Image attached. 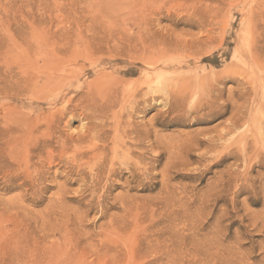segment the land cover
I'll return each mask as SVG.
<instances>
[{
  "label": "rangeland",
  "instance_id": "374dc122",
  "mask_svg": "<svg viewBox=\"0 0 264 264\" xmlns=\"http://www.w3.org/2000/svg\"><path fill=\"white\" fill-rule=\"evenodd\" d=\"M263 1L0 0V264H264V72L249 85L238 62ZM52 54L55 91L37 75ZM196 74L224 80L199 111L183 88ZM95 85L109 98L97 145L116 121L139 135L100 176L50 152L86 120L64 114L55 139L43 127ZM241 106L238 137L218 139Z\"/></svg>",
  "mask_w": 264,
  "mask_h": 264
},
{
  "label": "bare ground",
  "instance_id": "6f19581e",
  "mask_svg": "<svg viewBox=\"0 0 264 264\" xmlns=\"http://www.w3.org/2000/svg\"><path fill=\"white\" fill-rule=\"evenodd\" d=\"M242 9V8H241ZM250 23L252 24V26L250 28H248V30H246V36H247V40H248V53L246 55L245 58H241L238 60L239 64L243 67L244 69V73L248 75V78L245 80H242L243 82L245 83H248L249 85L253 84V82H256V81H261V79L259 80V77L262 75V73L264 72V65L261 64V61H260V58L257 54V44L256 42H258L259 40L263 39L264 38V1L262 2V5L260 6H257L256 8H253V9H250ZM256 18V19H254ZM49 56V55H48ZM47 56V57H48ZM45 57V58H47ZM52 57H54V55L52 54L50 57L47 58V60H49V64L48 66L44 69V67H41L37 66L38 70H37V75L39 77H42V79L44 80L43 81V84L44 85H47L50 90L52 91H55L57 90V87L60 86V81L64 80L65 78H61V79H57L56 77V72H55V67H56V60L55 59H52ZM35 61V60H34ZM153 63V62H152ZM33 64V63H32ZM19 72V71H18ZM59 73V72H57ZM67 73V72H66ZM242 73V74H244ZM255 74H257L255 76ZM30 76V75H29ZM255 76V77H254ZM31 77V76H30ZM195 78L192 79L193 81V85H191V88L189 87L188 83H186L184 85V93H185V96L188 95V97L192 100V102L194 103L192 106H194L193 110L195 111H199L200 109H203L205 107H210L212 106V103L216 100V96L217 94L214 93V92H217L216 90L218 89V85L223 83L224 80H222L220 78V76H211V75H206V74H203L202 76H199V74H196L194 76ZM244 77V76H243ZM33 79V78H31ZM242 79V78H241ZM149 82H146V81H142V84H147L148 85ZM140 85V83H139ZM183 85V84H182ZM102 86V87H101ZM100 87L98 86H88L87 90L86 91H81V95H80V98L77 100L76 103H73V97L71 98H67L65 101L68 102V104L70 105V108L69 110L67 111L66 110V106L65 107H62L60 109H56L55 112H53V117L52 119L48 120V121H44V124L43 127L45 126L46 127V135L48 138L50 137H55L57 135H59V127L56 125L57 123V120L58 118H61L64 116V114H69V119H72V118H75V117H78L80 120H86L85 122H83L82 126L80 129H83L82 133H80L79 135L76 136V133H75V136L76 137H73V136H70L67 134V136L63 137V139L60 138V136H57L58 138H54L55 139V145H53L52 147H50V152L51 153H54V152H58L59 155L65 156L64 153H67V151L69 149H71V158H73V161H75V157L78 159L77 156H79L81 159V162H79L80 164L84 165V168L88 169V170H93L94 173H96V175H99L100 173L103 174L102 172H105L107 170V166L109 168L115 166V163L114 161L115 160H118L119 163H122L125 165V162H126V156H127V153L129 154L130 151L128 152V148H130V144H126L127 141H124L122 138H128V139H134L135 137H138V133L137 132H133V130H130V131H127L126 127H123L120 125V122L119 121H116L113 126H112V129H110L111 131V135H110V142H111V145L108 146L107 143H105V141H103L104 143H102L103 145L102 146H98V142L96 140V138L98 139L100 137L104 138H108V131H106L105 129V125L103 123H101V121L104 119H106L107 115L104 111V107L102 109V106H99V99L101 98H108L106 95L107 94V88L104 86V85H101ZM162 86V85H161ZM167 86V84H166ZM181 86V85H180ZM142 87V86H141ZM171 88V87H170ZM168 87V90L170 89ZM173 88V87H172ZM174 91V89H172ZM178 88V86L176 87ZM253 90H254V86L251 87ZM166 88L163 86V87H159V86H150L149 88V94H150V98L152 99L153 96H155V94H161L162 95H166ZM146 90V89H144ZM261 92H264V81H263V84L257 89ZM142 91V90H141ZM172 91V92H173ZM180 91V90H178ZM244 92L243 93H246L247 90L244 89L243 90ZM137 92V91H136ZM144 92V91H143ZM146 94H147V91H145ZM169 93L171 91H168ZM175 92V91H174ZM182 88H181V94H182ZM177 92H175L176 94ZM260 93V92H258ZM135 94V93H134ZM133 94V96H134ZM144 94V95H146ZM61 95H64L61 94ZM112 95V94H111ZM143 95V96H144ZM233 95V94H232ZM242 94H240L241 96ZM256 95V93L254 94ZM258 95V94H257ZM114 96V95H113ZM148 96V94L146 95ZM175 96V95H173ZM178 96V95H176ZM181 96V95H180ZM183 96V94H182ZM181 96V97H182ZM184 96V97H185ZM137 97V96H136ZM160 97V96H159ZM179 97V96H178ZM148 97V99H150ZM154 98V97H153ZM164 98V97H163ZM168 98V97H167ZM177 98V97H176ZM175 98V100H176ZM186 98V97H185ZM184 98V99H185ZM109 99V98H108ZM107 99V101H109ZM147 100L146 97L143 98V100ZM180 99V98H179ZM178 99V100H179ZM182 99V100H184ZM111 100V99H110ZM122 100V99H121ZM138 100V99H137ZM142 100V99H141ZM142 100V101H143ZM161 99H159L160 101ZM173 100V101H175ZM116 101V100H115ZM136 101V100H135ZM139 101V100H138ZM180 101V100H179ZM105 101H103L104 103ZM112 102V101H111ZM110 102V103H111ZM114 102V101H113ZM119 102V101H118ZM131 102V101H130ZM146 102V101H145ZM148 102V101H147ZM152 102V101H151ZM158 102V101H157ZM162 102V101H161ZM167 102V101H166ZM168 102H169V98H168ZM181 102V101H180ZM102 103V102H101ZM100 103V104H101ZM176 103V102H174ZM191 103V101H190ZM107 104V103H105ZM136 104V103H135ZM141 104V103H140ZM149 104V103H148ZM104 105V104H103ZM112 105V104H111ZM171 106V105H170ZM245 106V105H244ZM244 106H241L240 108H237L236 111H237V114L235 113H232L231 117L229 118L230 120V124L229 125H226L225 128L219 132L217 134V137L218 139H222V137L225 135V134H231V133H235L236 136L238 137V128H240V126L242 125V122H240L242 120V116H239L238 115V112H240L241 114L244 113L241 109H243L242 107ZM108 107V106H107ZM134 108V107H133ZM167 108V107H166ZM109 109V108H108ZM166 111V110H165ZM110 112V111H109ZM167 112V111H166ZM262 112V111H261ZM264 112V111H263ZM164 113V112H163ZM260 113V112H259ZM264 114V113H263ZM113 116V119H115L116 117V114L115 113H112L111 114ZM166 115V114H165ZM262 115V114H261ZM263 118V117H262ZM61 119H59L58 121H60ZM129 119V118H128ZM96 120H100V121H97ZM261 120V119H260ZM104 122V121H103ZM109 122V121H108ZM112 122V121H111ZM125 122V121H124ZM123 122V123H124ZM129 123V122H128ZM107 124V123H106ZM260 124V123H259ZM40 126V125H39ZM39 126L37 128H39ZM257 127V126H256ZM129 128V127H128ZM44 129V128H43ZM41 128V130H43ZM108 130V129H107ZM39 130H37L38 132ZM45 132V130H44ZM42 132V133H44ZM39 133V132H38ZM74 134V133H72ZM45 136V134H42ZM242 135V134H240ZM244 135H242L239 139L243 138ZM39 137V135H38ZM41 138V136H40ZM52 139V138H51ZM137 139V138H136ZM48 140V139H47ZM47 140H44L43 138V141L39 142L37 141L36 143H39L43 145H47L48 142ZM100 140V139H99ZM49 141V140H48ZM97 143H95V142ZM108 141V140H107ZM136 141V140H135ZM138 141V140H137ZM142 141V139H141ZM210 141H214V140H207L206 142H210ZM237 141V140H236ZM212 143V142H210ZM136 144V143H135ZM40 145V146H42ZM134 145V144H133ZM48 146V145H47ZM58 147V148H57ZM137 147V146H135ZM140 147V146H139ZM35 148V147H34ZM58 149V151H56L55 149ZM39 151L40 149L37 148ZM126 149V150H124ZM35 150V149H34ZM124 150V151H123ZM38 151V152H39ZM125 151H127V153H125ZM137 151V150H136ZM111 152L112 155L116 158H112L109 157V163L104 164L105 161H106V158L108 155V153ZM42 154V152H39ZM50 153V154H51ZM133 154V153H132ZM38 155V154H37ZM54 155V154H53ZM52 155V156H53ZM58 155V154H56ZM111 155V154H110ZM111 155V156H112ZM131 155V154H130ZM120 156V158H119ZM132 156V155H131ZM69 157V156H67ZM130 157V156H129ZM136 157V156H135ZM140 157V156H139ZM138 157V158H139ZM70 158V160H72ZM133 158V157H132ZM131 158V159H132ZM65 159V158H64ZM68 159V158H67ZM66 159V161H68ZM108 159V158H107ZM129 159V158H128ZM61 160V159H60ZM134 160V158H133ZM156 160V159H155ZM80 161V160H79ZM117 161V162H118ZM131 161V160H130ZM135 161V160H134ZM137 161V160H136ZM69 162V161H68ZM76 163L78 161H75ZM74 162V163H75ZM77 163V166H79L80 164ZM118 163V164H119ZM131 163V162H130ZM23 164H26V163H23ZM69 163H67L68 165ZM73 164V163H72ZM71 164V165H72ZM79 164V165H78ZM138 166V163H136ZM19 165V164H18ZM17 165V166H18ZM69 164V166H71ZM127 165V164H126ZM132 165V164H130ZM20 166H22V164H20ZM33 166V165H32ZM73 166V165H72ZM71 166V167H72ZM81 166V165H80ZM79 166V167H80ZM123 166V165H122ZM24 168V166H22ZM29 167V166H27ZM26 167V169H27ZM76 167V165H75ZM133 167V165L131 166ZM18 168H20L18 166ZM74 168V166H73ZM77 168V167H76ZM82 168V167H81ZM83 168V169H84ZM26 169H23L26 170ZM29 169V168H28ZM27 169V170H28ZM78 169V168H77ZM82 169V170H83ZM116 169V168H115ZM30 170V169H29ZM113 170V171H112ZM76 171V170H75ZM74 171V172H75ZM80 171V170H79ZM85 171V169H84ZM114 172L115 170L112 168L110 170V172ZM27 172V171H25ZM78 172V170H77ZM81 172V171H80ZM92 172V171H91ZM109 172V171H108ZM29 173V171L27 172ZM88 173V171H87ZM89 174H90V171H89ZM88 174V175H89ZM93 174V172H92ZM28 175V174H27ZM26 175V177H28ZM82 175V174H81ZM86 175V174H85ZM105 175V173L103 174ZM115 175V173H114ZM84 176V174H83ZM82 176V177H83ZM94 176V175H92ZM91 176V177H92ZM100 176V175H99ZM98 176V177H99ZM86 177V176H85ZM109 177V175H108ZM84 178V177H83ZM87 178V177H86ZM86 178H84L86 180ZM94 178V177H93ZM91 179V178H90ZM102 179L101 177L99 178V180ZM93 180V179H92ZM98 180L97 179V176H95V181ZM94 181V183H95ZM101 181V180H100ZM99 181V182H100ZM108 181V180H107ZM84 183V181H83ZM98 182H96L97 184ZM85 186V185H84Z\"/></svg>",
  "mask_w": 264,
  "mask_h": 264
}]
</instances>
